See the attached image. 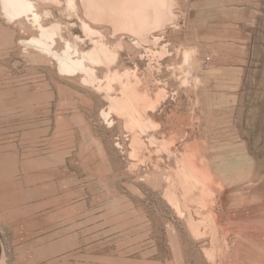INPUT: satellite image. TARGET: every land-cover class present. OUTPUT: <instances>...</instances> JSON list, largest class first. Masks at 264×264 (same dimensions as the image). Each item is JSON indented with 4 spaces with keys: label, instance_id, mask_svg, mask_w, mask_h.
<instances>
[{
    "label": "rangeland",
    "instance_id": "374dc122",
    "mask_svg": "<svg viewBox=\"0 0 264 264\" xmlns=\"http://www.w3.org/2000/svg\"><path fill=\"white\" fill-rule=\"evenodd\" d=\"M29 1L0 0V264H264V0H175L139 44ZM40 23L109 59L64 75Z\"/></svg>",
    "mask_w": 264,
    "mask_h": 264
},
{
    "label": "bare ground",
    "instance_id": "6f19581e",
    "mask_svg": "<svg viewBox=\"0 0 264 264\" xmlns=\"http://www.w3.org/2000/svg\"><path fill=\"white\" fill-rule=\"evenodd\" d=\"M53 1L60 3L59 0ZM174 2L175 0H80L83 8L81 11L75 0H70L68 5L71 6L70 9L76 11L77 20L90 37L102 36L93 24H96V27L107 24L111 26L114 35L125 31L135 34L138 36L137 44H139L148 41L147 36L151 32L165 29L174 19L175 14L172 10ZM3 8L7 16L24 19L32 15L35 20L39 18L35 13L34 4L29 0H3ZM38 27L41 34L28 42L38 48V51L52 54L58 62L60 71L66 76L93 75L95 71L91 68V64H100L109 59L110 49L100 40L91 39L94 47L87 52L81 51L64 36L57 35L59 32L56 34L54 26L40 23ZM57 38L63 42L62 50L54 47L55 44L59 45ZM78 39L81 40L77 37ZM240 162L229 161L226 167L233 168Z\"/></svg>",
    "mask_w": 264,
    "mask_h": 264
},
{
    "label": "water",
    "instance_id": "95a60500",
    "mask_svg": "<svg viewBox=\"0 0 264 264\" xmlns=\"http://www.w3.org/2000/svg\"><path fill=\"white\" fill-rule=\"evenodd\" d=\"M0 255H1V243H0Z\"/></svg>",
    "mask_w": 264,
    "mask_h": 264
}]
</instances>
